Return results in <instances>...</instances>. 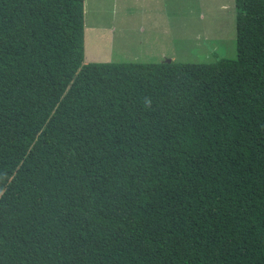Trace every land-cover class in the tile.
Returning a JSON list of instances; mask_svg holds the SVG:
<instances>
[{"label":"trees","instance_id":"16d2710c","mask_svg":"<svg viewBox=\"0 0 264 264\" xmlns=\"http://www.w3.org/2000/svg\"><path fill=\"white\" fill-rule=\"evenodd\" d=\"M236 56L84 62V0H0V264H264V0Z\"/></svg>","mask_w":264,"mask_h":264},{"label":"rangeland","instance_id":"374dc122","mask_svg":"<svg viewBox=\"0 0 264 264\" xmlns=\"http://www.w3.org/2000/svg\"><path fill=\"white\" fill-rule=\"evenodd\" d=\"M84 62L236 56L234 0H84Z\"/></svg>","mask_w":264,"mask_h":264},{"label":"clouds","instance_id":"9594fccd","mask_svg":"<svg viewBox=\"0 0 264 264\" xmlns=\"http://www.w3.org/2000/svg\"><path fill=\"white\" fill-rule=\"evenodd\" d=\"M165 60H172V59H165ZM148 62H150V61H148Z\"/></svg>","mask_w":264,"mask_h":264},{"label":"crops","instance_id":"0c3cea01","mask_svg":"<svg viewBox=\"0 0 264 264\" xmlns=\"http://www.w3.org/2000/svg\"><path fill=\"white\" fill-rule=\"evenodd\" d=\"M84 6H85V1H84Z\"/></svg>","mask_w":264,"mask_h":264}]
</instances>
